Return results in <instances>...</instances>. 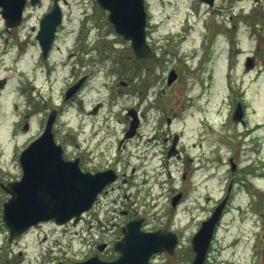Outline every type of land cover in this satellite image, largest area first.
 Masks as SVG:
<instances>
[{"label":"rangeland","instance_id":"1","mask_svg":"<svg viewBox=\"0 0 264 264\" xmlns=\"http://www.w3.org/2000/svg\"><path fill=\"white\" fill-rule=\"evenodd\" d=\"M148 1L150 21L147 33L157 56L142 60L136 59L130 43L107 25L105 18L101 22L99 12H91L93 19L84 28V43L93 48V55H98V59L105 54L114 56L110 65H114L115 74L109 78V83L114 79L109 86L103 82L105 76L99 74L91 92L83 96L85 106L97 99H105V114L110 117L113 96L115 124L112 127L108 124L107 131H113L116 138L122 135L128 124L129 108H138L141 112L142 137L133 140L125 152L130 156L131 168L140 162L137 151L148 150L149 174H154L156 177L151 179H157L162 185L157 188L162 194L158 199L160 211L163 205L168 204V188L183 181L182 172L187 166L185 161L176 159L165 163L164 140L170 135L178 133L181 147L195 158L189 161L190 170L204 164L206 178L210 175L206 183L212 195V206L222 198L233 179L232 201L218 228L210 264H264V40L261 39L256 69L245 72L243 62L248 54L257 52V36L251 38L246 29L238 32V27L233 28L227 17L230 13L225 12L222 17L209 14L210 21L206 25L198 12V9L206 11L202 0ZM240 3L251 5L252 1L222 0L218 6L225 11L229 7L237 12ZM69 13L75 20L82 15V12ZM215 20L225 23L219 22L216 26ZM232 20L243 26L236 16ZM72 26H76L75 23ZM208 32L212 39L204 43L203 33ZM233 38L241 50L237 55L233 54L237 61L230 56L228 61L226 55ZM230 52L233 53V48ZM22 66L26 68V62ZM172 69H176L178 78L168 84ZM16 79L21 85L23 82L26 85V72H19ZM120 79L124 80V85L120 84ZM24 99L21 91V110L26 108ZM238 100L247 106L245 118L248 123L245 125L232 118ZM76 111L74 104L67 113V131L71 134L81 122ZM249 130L252 132L248 133ZM102 134L94 135L93 139ZM27 136L20 134V147L26 145ZM199 140H203V146L193 147L192 143ZM10 153L9 147L6 157ZM160 156L165 163L163 166ZM231 157L237 161L234 172ZM156 165L159 167L154 172ZM8 172L17 175L12 167L11 172L1 171L0 178L8 176ZM199 173L197 169L196 174ZM143 175L144 171L140 169L133 179L138 181ZM3 199L0 196V264H73L91 254L92 232L99 225L93 212L86 215L79 227L44 223L9 241L8 231L2 227ZM113 206L112 203L109 205ZM136 207L141 214L151 215L145 206ZM105 212L106 207L103 206L100 214L103 221H106ZM197 213L198 216L204 215V211ZM91 223L93 226L90 228ZM80 234L85 237L81 238Z\"/></svg>","mask_w":264,"mask_h":264},{"label":"flooded vegetation","instance_id":"2","mask_svg":"<svg viewBox=\"0 0 264 264\" xmlns=\"http://www.w3.org/2000/svg\"><path fill=\"white\" fill-rule=\"evenodd\" d=\"M12 1L6 0L5 2L9 6ZM221 1L215 0L213 5L202 2L206 11L201 12L200 16L208 25L209 14L222 17L225 12L230 13L227 17L231 20L233 28L238 27V32H244L246 29L251 38L257 36L255 50L257 52L254 51L253 55L246 56V61L249 55L254 56V63H256L258 51L261 50V39L264 40V0H250L251 5L240 3L237 12L233 8L228 7L225 11L219 7L218 4ZM242 1L244 0H237V2ZM144 3L150 10L149 1L144 0ZM4 7V4L0 3V172L3 170L11 172L12 167L17 172V175L8 172V176L0 178V196L5 199H3L4 203L11 197L6 186L22 178L21 152L39 139L47 128H50L54 143L60 148L61 156H57L58 160L76 162L82 172H103L106 173V179L113 176L115 178L103 187L92 208L83 212L76 222L60 224L55 219H51L35 226L52 223L55 226L72 224L79 227L85 221L86 215L93 212L94 219L99 225L92 232L93 250L86 258L94 256L99 262H111L122 254L116 248L117 245L124 241L128 242L124 228L130 222L135 221L140 225L139 231L163 230L165 234L162 241H166L169 249L153 253L149 258V264H193L196 257L193 239L204 221L212 216L215 208L226 197L228 189L214 206L210 204L212 195L206 183L210 175L208 174L206 178L204 164L198 168L189 169V161L195 158L181 147L180 139L175 148L176 155L168 156L175 133L164 140L166 142L165 163L176 159L185 161L187 166L182 172L183 181L168 188V204L163 205L160 211L158 199L162 194H159L157 188L162 185L157 179H151L154 174H149L148 150L137 151L136 155L140 162L132 165L131 168L130 156L125 152L133 140L142 137L141 112L136 108L140 123L135 133L131 136L127 134L132 123V117L128 112V124L122 135L116 138L113 131H107L108 124L111 127L115 124L113 96L110 117L105 114L107 108L105 99H97L91 105L85 106L83 96L91 92L93 82L100 73L105 76L104 84L109 86L114 83V79L109 83V78L115 74L114 65H110L114 56L105 54L98 59V55H93V48L84 43L83 36L85 24L93 19L91 12H99L101 22L105 18L104 22L114 28V23L109 20L110 10L103 8L99 0H24L22 20L17 26H11L4 17ZM69 12H82V15L75 20ZM235 16L243 23L242 27L238 26L236 21L232 22ZM251 17H253L252 21H250ZM215 22L216 26L219 22L225 23L223 20H215ZM74 23L76 26H72ZM218 32H216L217 37L220 34ZM203 37H205L204 43H207L209 38L212 39L209 37V32L203 33ZM234 50L238 52L237 48ZM234 60L237 61V58L234 57ZM246 61L243 62V70L245 72L254 71L255 66L250 69L245 67ZM25 62L26 68L22 66ZM19 72H26V85L25 82L22 85L18 83L16 76ZM123 81L120 79V84H123ZM21 91L26 102V108L22 110L20 108ZM111 91H114L113 88ZM74 104L81 122L76 126L73 135L67 131V113ZM244 108L246 116L247 106L245 104ZM101 118L104 120L102 121ZM247 120L246 118L242 125L247 124ZM25 124L28 126L27 129H25ZM101 132L103 133L101 137L93 139L94 135ZM247 132L250 133L252 130ZM20 134L28 135L25 139L27 143L23 147L19 145ZM192 145L202 147L203 140L193 142ZM8 146L11 153L6 157ZM161 156L160 162L163 166L165 163ZM158 167L159 165H156L154 172ZM140 169H143L144 175L136 181L133 177ZM197 169L200 171L199 174H196ZM168 174L172 176L170 169ZM196 175L198 179H194ZM232 181L234 185V180ZM231 197L232 190L215 228L204 264H210V255L217 231L232 201ZM111 203L113 207H109ZM136 205L145 206L151 215L141 214ZM103 206L106 207L104 214L106 221H103L100 216ZM197 211H204V215L198 216ZM114 219L117 221H113ZM92 226L91 223L90 228ZM2 227L9 232L5 223ZM0 231H2L1 228ZM80 235L81 238L85 237L84 234ZM134 239L136 238H132Z\"/></svg>","mask_w":264,"mask_h":264},{"label":"water","instance_id":"3","mask_svg":"<svg viewBox=\"0 0 264 264\" xmlns=\"http://www.w3.org/2000/svg\"><path fill=\"white\" fill-rule=\"evenodd\" d=\"M4 4V17L11 26H17L23 15L24 0H13L7 6ZM102 7L109 9V20L115 25V30L124 40L130 41L137 59L151 58L156 52L152 50L147 40V14L144 0H99ZM213 4L214 0H205ZM47 19V18H46ZM45 19V20H46ZM253 57L249 58L247 68L254 66ZM178 74L172 70L168 77L171 84ZM134 117L128 136L135 133L138 124L137 113L130 110ZM243 106L238 103L234 112L235 120H243ZM178 135L175 136L169 151V156L176 154ZM60 148L55 145L50 128L42 136L28 146L20 156L23 175L19 181L6 186L11 197L4 203L3 220L10 228V240L21 235L31 226L40 221L55 219L57 223H66L92 208L96 197L103 187L111 180L106 179V173L82 172L76 162L60 161ZM62 159V158H61ZM232 161V170L237 167ZM227 198L216 208L213 215L200 228L193 239L196 257L193 264H203L207 250L212 240L215 227L221 216ZM140 225L130 222L125 228L126 240L117 245L121 256L111 262H99L92 256L73 264H149L150 256L159 251L169 249L163 230L142 232ZM132 238H136L132 240Z\"/></svg>","mask_w":264,"mask_h":264}]
</instances>
